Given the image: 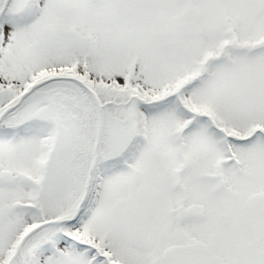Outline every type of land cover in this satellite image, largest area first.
<instances>
[{
	"label": "snow or ice",
	"instance_id": "obj_1",
	"mask_svg": "<svg viewBox=\"0 0 264 264\" xmlns=\"http://www.w3.org/2000/svg\"><path fill=\"white\" fill-rule=\"evenodd\" d=\"M0 264H264V0H0Z\"/></svg>",
	"mask_w": 264,
	"mask_h": 264
}]
</instances>
